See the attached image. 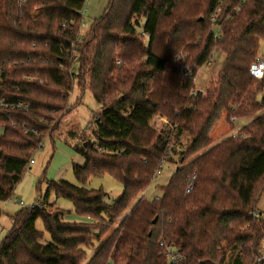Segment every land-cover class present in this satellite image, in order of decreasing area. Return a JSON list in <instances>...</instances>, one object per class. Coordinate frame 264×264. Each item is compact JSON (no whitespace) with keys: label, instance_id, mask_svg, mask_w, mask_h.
<instances>
[{"label":"trees","instance_id":"obj_1","mask_svg":"<svg viewBox=\"0 0 264 264\" xmlns=\"http://www.w3.org/2000/svg\"><path fill=\"white\" fill-rule=\"evenodd\" d=\"M86 2L0 0L1 97L30 108L0 115V203L13 198L41 144L56 139L76 90L93 95L99 114L95 141L74 148L85 160L75 177L110 176L123 194L107 204L100 190L50 183L39 207L12 218L0 264H169L161 243L180 250L183 264H264V78L250 74L264 42V0H108L80 40ZM215 49L225 55L215 86L193 94ZM180 53L187 72L175 62ZM224 113L256 117L211 147ZM162 163L175 167L170 180L140 197ZM50 192L71 201L75 223L56 203L47 212Z\"/></svg>","mask_w":264,"mask_h":264},{"label":"rangeland","instance_id":"obj_2","mask_svg":"<svg viewBox=\"0 0 264 264\" xmlns=\"http://www.w3.org/2000/svg\"><path fill=\"white\" fill-rule=\"evenodd\" d=\"M90 4L93 14L97 13L98 8L97 2L95 0H87L86 7H89ZM88 31L83 29V33ZM144 38V43L147 45V37ZM216 50V51H215ZM213 56L208 64L203 68L197 71L196 78L194 80V89L193 94L201 93L203 96H206V91L211 89L212 86H215L217 78L222 71V67L225 60V55L219 50L215 49ZM181 55L176 58L175 62L178 63L180 69H185L186 72L189 70L186 65V57ZM258 55L264 57V42H262L260 51ZM117 69L121 66L117 63ZM80 91L76 90L69 95L70 97V109L61 121L59 131L55 135V140L47 139L44 142L43 148L39 149L38 152L33 157V164H30L29 168L23 175L20 183L14 190L11 198L6 203H0V211L4 215L0 219V245L8 235L9 231L13 228L12 218L18 213L31 208L36 205V202L41 195L42 198H45L48 187L50 183H61L67 182L76 187H82L87 190L102 191L107 194L106 203L113 204L117 202L118 199L123 194V186L120 185L116 180L110 176L103 177H92L85 184H82L77 180L73 172L74 165L83 167L85 165V160L78 155L74 148L75 146H82L83 144L92 143L95 141L93 134L94 121L99 114V106L96 103L93 95L90 92H86L85 96L81 102V105L76 108L80 100ZM74 107V109H72ZM264 111L259 112L258 116H262ZM224 116L220 122L215 126L212 131L211 139L212 146H217L221 141L226 139L229 136H239L240 132L255 119L256 116L242 119L231 118L227 120V114L224 113ZM60 118H58L59 120ZM154 126L157 129H160L161 122L156 120ZM0 128V134L2 133ZM246 136V135H245ZM172 147V145L170 146ZM178 148V147H177ZM175 167L171 165L164 164V169L162 170V175L154 181L151 188L143 192L140 197H153L158 194L156 185L163 186L168 183ZM57 205L59 210L73 214L74 206L71 201L59 198L57 199L54 192H50L48 200L46 202L47 212H54L57 207H54L53 204ZM23 204V206L21 205ZM41 204V203H40ZM43 204V203H42ZM41 204V205H42ZM52 205V207H49ZM36 207H39L36 205ZM258 210L264 211V194L259 202ZM69 221V220H68ZM73 222L74 221H69ZM36 228L38 231H44V223L39 220L36 223ZM45 232V231H44ZM105 239H101L99 242L94 243V249L87 251L88 261L91 259L93 254L96 253L100 244ZM51 242L50 236L45 233L44 243Z\"/></svg>","mask_w":264,"mask_h":264},{"label":"built area","instance_id":"obj_3","mask_svg":"<svg viewBox=\"0 0 264 264\" xmlns=\"http://www.w3.org/2000/svg\"><path fill=\"white\" fill-rule=\"evenodd\" d=\"M19 5H23L24 0H19ZM85 11V10H84ZM83 15V14H82ZM84 24L81 25V39L83 40V36L85 34L83 33ZM77 58L73 57V62L76 63ZM120 65V63H118ZM250 74L251 76L256 80H261L264 78V57L261 55H258V57L255 59L254 63L252 64L250 68ZM2 74L0 73V115H4L6 113L11 112H24L27 113L29 111V105L21 102V101H7L4 99V97H1V89H2ZM234 137H237L236 135ZM44 144H41V148H43ZM34 162L32 161L31 164ZM164 169V163H162L155 175V179L157 180L163 173L162 170ZM197 177L196 175H193L190 177L187 181V187H186V195H190L195 190V183H196ZM23 206V204H21ZM255 217H258V213L255 215ZM161 249V255L168 259L169 264H183L185 259L180 250L175 249L173 246L166 245L164 243L160 244ZM259 253V261L264 262V243L261 246Z\"/></svg>","mask_w":264,"mask_h":264},{"label":"crops","instance_id":"obj_4","mask_svg":"<svg viewBox=\"0 0 264 264\" xmlns=\"http://www.w3.org/2000/svg\"><path fill=\"white\" fill-rule=\"evenodd\" d=\"M95 2H97V7L98 11L97 13L93 14L92 9H91V4L89 7L85 8V11L83 12V24H84V29L88 30V28L91 26L92 21H95L96 19H99L102 14L104 13L105 9L107 8L108 5V0H95ZM75 221L74 220V215L70 214L67 217V221Z\"/></svg>","mask_w":264,"mask_h":264},{"label":"bare ground","instance_id":"obj_5","mask_svg":"<svg viewBox=\"0 0 264 264\" xmlns=\"http://www.w3.org/2000/svg\"><path fill=\"white\" fill-rule=\"evenodd\" d=\"M28 131V130H27ZM32 131V130H31Z\"/></svg>","mask_w":264,"mask_h":264},{"label":"water","instance_id":"obj_6","mask_svg":"<svg viewBox=\"0 0 264 264\" xmlns=\"http://www.w3.org/2000/svg\"><path fill=\"white\" fill-rule=\"evenodd\" d=\"M185 72H186V70H185Z\"/></svg>","mask_w":264,"mask_h":264}]
</instances>
